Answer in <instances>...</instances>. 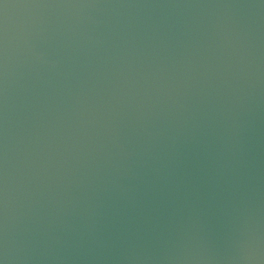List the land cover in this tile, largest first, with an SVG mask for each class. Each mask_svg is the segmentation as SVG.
<instances>
[{"label": "water", "instance_id": "water-1", "mask_svg": "<svg viewBox=\"0 0 264 264\" xmlns=\"http://www.w3.org/2000/svg\"><path fill=\"white\" fill-rule=\"evenodd\" d=\"M0 264H264V0H0Z\"/></svg>", "mask_w": 264, "mask_h": 264}]
</instances>
